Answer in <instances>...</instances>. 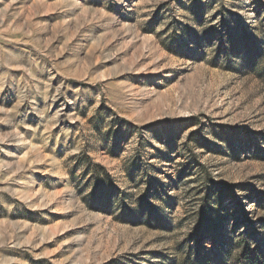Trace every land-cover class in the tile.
<instances>
[{
	"label": "rangeland",
	"instance_id": "374dc122",
	"mask_svg": "<svg viewBox=\"0 0 264 264\" xmlns=\"http://www.w3.org/2000/svg\"><path fill=\"white\" fill-rule=\"evenodd\" d=\"M0 264H264V0H0Z\"/></svg>",
	"mask_w": 264,
	"mask_h": 264
}]
</instances>
